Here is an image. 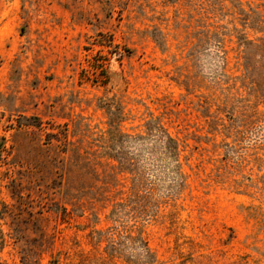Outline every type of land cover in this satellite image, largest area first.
I'll use <instances>...</instances> for the list:
<instances>
[{
	"label": "rangeland",
	"instance_id": "rangeland-1",
	"mask_svg": "<svg viewBox=\"0 0 264 264\" xmlns=\"http://www.w3.org/2000/svg\"><path fill=\"white\" fill-rule=\"evenodd\" d=\"M0 264H264V0H0Z\"/></svg>",
	"mask_w": 264,
	"mask_h": 264
},
{
	"label": "trees",
	"instance_id": "trees-1",
	"mask_svg": "<svg viewBox=\"0 0 264 264\" xmlns=\"http://www.w3.org/2000/svg\"><path fill=\"white\" fill-rule=\"evenodd\" d=\"M167 138H168V141H169V147H170V152H172L173 154H175L176 152H178V151H176L177 150V143H176V141L174 140V138L172 137V136H170V135H167Z\"/></svg>",
	"mask_w": 264,
	"mask_h": 264
}]
</instances>
